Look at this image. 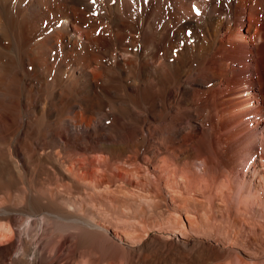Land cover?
<instances>
[{
  "label": "bare ground",
  "instance_id": "1",
  "mask_svg": "<svg viewBox=\"0 0 264 264\" xmlns=\"http://www.w3.org/2000/svg\"><path fill=\"white\" fill-rule=\"evenodd\" d=\"M0 264H264V0H0Z\"/></svg>",
  "mask_w": 264,
  "mask_h": 264
},
{
  "label": "rangeland",
  "instance_id": "2",
  "mask_svg": "<svg viewBox=\"0 0 264 264\" xmlns=\"http://www.w3.org/2000/svg\"><path fill=\"white\" fill-rule=\"evenodd\" d=\"M247 43L248 44H250V45H252V43H251V41H249V40H247ZM139 196H141V194H136L135 195V197L138 199L139 198ZM142 197V196H141ZM145 206V205H144ZM146 207V206H145ZM145 207H143V211H144V213L146 212V215L142 212V214L144 215V216H146V217H148V218H151V216H155L154 214H155V208L154 207H151L150 208V206H147L146 208ZM145 208V209H144ZM150 209V212L149 211H147V209ZM151 213V214H149V213ZM148 215V216H147ZM250 250H252V251H254V249H253V246L250 248Z\"/></svg>",
  "mask_w": 264,
  "mask_h": 264
},
{
  "label": "snow or ice",
  "instance_id": "3",
  "mask_svg": "<svg viewBox=\"0 0 264 264\" xmlns=\"http://www.w3.org/2000/svg\"><path fill=\"white\" fill-rule=\"evenodd\" d=\"M97 2V0H91V3L92 4H95ZM194 7V9H195V6H193ZM196 11H197V14H199V10L198 9H196Z\"/></svg>",
  "mask_w": 264,
  "mask_h": 264
}]
</instances>
